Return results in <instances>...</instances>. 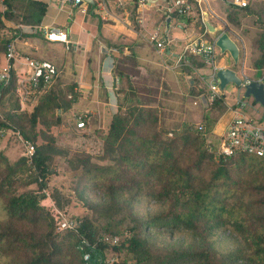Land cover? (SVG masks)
Instances as JSON below:
<instances>
[{
    "label": "trees",
    "instance_id": "16d2710c",
    "mask_svg": "<svg viewBox=\"0 0 264 264\" xmlns=\"http://www.w3.org/2000/svg\"><path fill=\"white\" fill-rule=\"evenodd\" d=\"M3 3L0 29L5 21L36 26L45 11V3L39 0ZM225 19L236 28L248 23L256 27L250 65L257 70L264 68V0H249L244 7L227 6ZM29 35L21 33L24 37ZM4 42L0 37V54ZM185 59L188 65L181 68L185 72L204 66L194 55L187 54ZM57 76L58 73L53 82ZM15 85L13 75L0 98L8 93L11 96ZM196 92L205 94L202 88ZM74 93L71 88L55 84L38 97L25 116L17 112L16 101L13 109L5 112V120L16 124L33 142L35 150L30 164L22 156L9 162L0 153V258L6 259L1 264H86L82 253L88 249L78 247L81 238L96 244L91 262L99 254L113 256L123 264H264V161L242 153L214 159L205 147V139L214 138L212 127L226 109L222 96L202 107L203 131L199 132L191 123L165 128L156 106L144 105L121 91L122 98L117 100V109L103 133L99 161L88 153L71 155L75 162L72 169L80 171L75 184L89 182L104 190L106 199L94 203L76 193V200L85 208L77 230L56 231L55 213L41 203L42 189L50 159L65 155L66 151L56 145L48 131L35 129L38 124L45 128L59 124L60 113L70 109L75 101ZM23 124H28V130ZM36 137L40 143H34ZM20 173L25 175L20 186L34 183L36 188L11 191L9 188ZM48 194L56 209L62 210L70 202L56 188ZM119 194L126 198L120 199ZM143 198L162 203L164 209L143 221L136 219L129 205ZM117 215H124L133 223L132 232L119 245L101 243L98 239L102 233L120 235L125 231L112 229L111 222ZM99 220L105 223L100 226ZM150 228L184 230L194 238L196 246L152 251L141 233ZM225 228L235 232L242 245L228 253L219 252L212 245L213 237ZM121 251L124 256L120 258Z\"/></svg>",
    "mask_w": 264,
    "mask_h": 264
},
{
    "label": "crops",
    "instance_id": "0c3cea01",
    "mask_svg": "<svg viewBox=\"0 0 264 264\" xmlns=\"http://www.w3.org/2000/svg\"><path fill=\"white\" fill-rule=\"evenodd\" d=\"M39 1L45 3L41 22L36 26L19 24L21 33L31 35L22 36L20 40L16 39L17 50L36 59L52 62L58 68L57 73L59 72L58 66L62 71V68L70 66V63L65 57L56 54L54 49L67 48L76 52L77 57H83V61L77 60L73 71L75 76L77 75L75 79L77 96L72 105L80 104L81 100H89L93 103L94 115L98 117V121L102 116H105V119L108 118L109 121L117 109V100L122 98V93L121 96L119 95L122 89L126 91L127 97L138 100L136 83L141 84L145 90L153 86L161 95L166 88L171 90L170 83H174L176 90L183 98L186 95H192L194 98L191 103L192 109L198 104L202 112V107L208 104L206 99L204 103L200 98L202 96L205 98L207 92L205 76L210 68L204 65L200 68L192 67L189 72H185L181 69L183 64L174 65L183 45L200 34L206 40H212L216 34L225 31L238 47L237 63L233 64L227 53H219L218 62H214L216 68H230L235 71L236 75L243 73L252 77L258 76L257 69L252 68L251 65L247 67V62L249 66L253 55L251 38L256 27L251 23L241 25L240 28L230 25L225 19L227 6L219 0H208L209 10L205 14L208 23L215 29L214 33L207 29L204 32L198 20L175 18L163 20L160 12L154 7L138 8L135 24H131L126 10L118 13L110 12L111 0H87L74 7L67 0ZM121 1L125 0L118 1V5L122 8ZM127 2L136 10L133 0H127ZM220 8L224 10L223 15L218 12ZM42 26L62 29L67 41L46 40L41 31ZM156 26H159L162 36L170 40L164 50L157 49L148 40L149 32ZM241 28L245 31L242 32ZM120 60H129L135 64L132 71L123 70ZM182 87L186 88L185 92L181 90ZM200 88L205 94H197L196 90ZM222 93L226 109L212 127L214 136L220 134L225 128L232 116V109L236 108L235 100L240 95L237 87L232 84L226 85ZM250 99L247 98V101L254 102L251 97ZM249 105L251 106L249 108L255 112L254 104ZM158 114H160L159 109Z\"/></svg>",
    "mask_w": 264,
    "mask_h": 264
},
{
    "label": "rangeland",
    "instance_id": "374dc122",
    "mask_svg": "<svg viewBox=\"0 0 264 264\" xmlns=\"http://www.w3.org/2000/svg\"><path fill=\"white\" fill-rule=\"evenodd\" d=\"M119 0H111L110 3V12L118 13L122 10H126L128 12V20L131 24H135V16L136 10L135 7L129 5L127 0L121 1L120 7ZM249 1V0H248ZM218 10V9H217ZM218 12L223 15L224 10L220 8ZM5 25L0 29V37L5 40L3 43L5 45L6 41L10 38L14 37V30L15 23L12 21H5ZM19 37L17 39L20 40L21 32L18 33ZM254 38L253 37L251 39ZM53 51L56 54L65 57L66 61L70 63V66H66L62 68L59 67L58 76L56 77L55 81L49 86L52 87L53 85H58L60 88L64 86L71 88L73 92H75V100L77 96L76 91V82L75 79L77 75L73 73L75 66L77 65V60L83 61V57L79 58L76 56V52L70 51V49H54ZM52 51V52H53ZM3 52V51H2ZM218 54L215 56L214 62H218ZM2 58V53L0 54V59ZM122 62L121 68L123 70L132 71V68L135 64H132L129 60H120ZM118 63V62H117ZM57 64V63H56ZM58 65V64H57ZM120 65V64H119ZM246 66V65H245ZM247 67H250V64ZM58 69V68H57ZM205 71V70H203ZM248 73V72H247ZM172 88H166V90L162 91V95L159 91L155 88L147 89L141 87V84L136 83V91L138 95L136 96L138 100L142 103L147 105L148 102L150 105H154L157 109L160 110V122L161 124L167 129H175L180 128L184 123H191L192 125H196L200 123L201 118V109L200 106L197 104L196 108H193L191 104L194 98L192 95L182 97L179 94L178 90H176L174 83H170ZM48 87V88H49ZM123 87V86H122ZM47 88V89H48ZM46 89V90H47ZM122 89V88H121ZM163 89V88H162ZM186 88L182 87V91L185 92ZM45 90V91H46ZM122 91H124L122 89ZM11 92V91H10ZM42 92H35L29 91L27 97L23 99L21 106H19V101L21 99L20 94L16 91L15 87L12 90L11 96L6 94L3 98H0V117L1 119L5 120V112L13 109L14 102L18 105L16 109L18 113L22 112L21 114L25 116L31 110L33 105L36 103L38 97L43 93ZM186 94V93H185ZM102 96V92H100ZM121 96V92L119 93ZM119 96V97H120ZM248 100H251L248 97ZM245 106L242 107L240 110L243 114L250 116L260 122L264 123L263 116H264V108L261 107L258 103L252 102L250 103L247 101V98L244 99ZM249 104H254L255 112L251 110ZM181 105V106H180ZM159 107V108H158ZM161 107V109H160ZM181 107V108H180ZM184 108V109H183ZM86 110V111H82ZM81 111V112H79ZM92 111V112H90ZM85 113L87 118L85 120V125L82 129L75 128V117L77 114ZM185 115V116H184ZM21 117V120H24L25 117ZM17 119V117H15ZM1 121V120H0ZM7 121V120H6ZM184 121V122H183ZM10 122V121H8ZM22 122V121H21ZM23 121L22 123H24ZM13 124V123H12ZM108 124V118L105 119V116L98 121V117L94 115V106L93 103H90L89 100H81L80 104H76V106L71 105L70 109L66 110L63 113H60V122L57 125H49L45 128L44 125H36V129L41 131H48L55 140L56 145L61 147L64 151H66L65 155L59 154L54 155L50 159L48 165L49 172L46 174V186L44 191L49 196V190L51 188L58 189L62 194L69 198L70 202L64 209L60 210L65 216H71L76 219H80V216L85 211V208L80 205V203L76 200V193H82V196L89 202L100 203L101 201L106 199V195L104 190L100 188L92 187V184L86 182L84 185L83 183L75 184V179L79 174V169H72L73 164L75 163L71 160V155L73 153H88L93 160L99 161L98 157L101 155V143L103 133L106 130ZM17 127L16 124H13ZM19 128V127H18ZM24 130H28V124H23ZM20 129V128H19ZM21 131V129H20ZM48 133V134H49ZM24 135V134H23ZM215 137V136H213ZM41 139L36 137L35 144L40 143ZM0 153L4 155L9 162H14L20 156V146L14 139L8 134H4L0 136ZM25 175L20 173L18 178L14 179V183L9 188L11 191L20 192L27 189H35L36 184H29L27 186H20V180H23ZM19 179V180H18ZM76 188V189H75ZM118 197L120 199L126 198L125 195L119 194ZM119 200V199H118ZM126 200V199H125ZM122 201V200H120ZM41 203L49 208L51 212L54 213L52 201L49 197L44 194V199L41 200ZM164 206L162 203L158 201H153L149 198H143L136 201H133L129 205V210L131 214L138 220H145L148 217L160 213ZM3 218V212L1 210V200H0V220ZM99 225L102 226L105 222L103 220H99ZM112 229L116 231L126 230L128 233L132 232V225L133 223L129 221L128 218L124 217V215H117L113 218L112 222ZM142 235L145 237L146 243L152 251L155 252H168L187 248H193L196 246V242L194 238L187 234L184 230L178 229H142ZM213 247L222 253H228L234 251L241 245V240L237 236L235 232H233L230 228H225L220 230L216 236L212 239ZM120 258L124 256V252L121 251L119 253ZM5 258H0V264L5 261Z\"/></svg>",
    "mask_w": 264,
    "mask_h": 264
},
{
    "label": "built area",
    "instance_id": "2783aa9c",
    "mask_svg": "<svg viewBox=\"0 0 264 264\" xmlns=\"http://www.w3.org/2000/svg\"><path fill=\"white\" fill-rule=\"evenodd\" d=\"M71 6H79L84 0H67ZM226 6L244 7L248 0H219ZM136 11L140 7H154L163 17V20L175 19H194L202 25L203 31L206 27L203 22V15L208 9V0H135ZM5 9L3 0H0V12ZM14 37L6 41L2 52L0 63V97L1 92L6 88L14 75L15 89L20 94L19 106L22 100L27 97L29 91L42 92L45 91L53 82L57 74V67L50 61L44 59H36L24 53H20L16 47V39L21 32V26L15 25ZM44 37L48 41L66 42V34L59 28L41 27ZM148 40L154 44L159 50H164L170 40L162 36L159 26L153 28L148 34ZM217 47L212 40H206L203 35L186 42L180 53L177 55L174 65L187 64L185 59L187 54L194 55L203 61L204 65L210 68L209 73L205 76L206 95L205 99L208 103L213 101L215 97L222 96V90L218 88V81L215 77L214 65L215 56L218 53ZM258 76L252 77L247 74L239 73L238 77L242 84H247L251 81H260L262 83V93L264 96V68L258 70ZM239 97L235 100L236 108L232 109V116L227 122L223 131L213 139H205V147L211 153L212 157H228L237 153L255 156L264 161V123L251 118L241 112L244 107V97L241 96L242 89L238 88ZM87 115L85 113L77 114L75 117V126L83 128ZM4 124H0V136L8 133L14 141L20 146V156L26 159V163L30 164L34 154L33 142L25 137L20 129L14 126L11 122L1 119ZM264 120V116H263ZM197 131L202 132L203 126L201 123L195 125ZM44 194L47 193L42 189ZM56 215L55 230H70L76 231L81 219H76L71 216H65L60 210L53 207ZM128 232L125 230L120 235L111 234L109 232L102 233L98 241L103 244L119 245L122 238L127 237ZM80 249L86 247L82 253V259L86 264H123L113 256L103 257L102 255L93 256L91 262V253L96 249V244L89 243L84 238L80 239L78 246Z\"/></svg>",
    "mask_w": 264,
    "mask_h": 264
},
{
    "label": "water",
    "instance_id": "95a60500",
    "mask_svg": "<svg viewBox=\"0 0 264 264\" xmlns=\"http://www.w3.org/2000/svg\"><path fill=\"white\" fill-rule=\"evenodd\" d=\"M84 1L87 2V0ZM203 22L207 31L211 33L215 32V29L206 20L205 14L203 15ZM213 43L217 47L219 53H227L233 64L237 63L238 47L236 43L230 39L225 31H221L220 33L216 34L213 38ZM215 77L218 81L219 90H223L226 85L232 84L235 87L242 89V96L244 98L251 97L254 102L258 103L264 108V96L262 93V83L260 81H251L247 84H242L235 71L226 67L217 68L215 70ZM200 99L205 103V98L203 96Z\"/></svg>",
    "mask_w": 264,
    "mask_h": 264
}]
</instances>
